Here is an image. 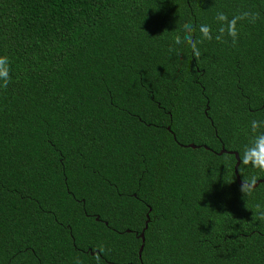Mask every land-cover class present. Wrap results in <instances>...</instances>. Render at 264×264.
<instances>
[{"label":"trees","instance_id":"obj_1","mask_svg":"<svg viewBox=\"0 0 264 264\" xmlns=\"http://www.w3.org/2000/svg\"><path fill=\"white\" fill-rule=\"evenodd\" d=\"M0 56V264H139L145 221L141 264H264V185L216 155L264 181V0H0Z\"/></svg>","mask_w":264,"mask_h":264},{"label":"clouds","instance_id":"obj_2","mask_svg":"<svg viewBox=\"0 0 264 264\" xmlns=\"http://www.w3.org/2000/svg\"><path fill=\"white\" fill-rule=\"evenodd\" d=\"M258 14L253 15L252 21L254 22L257 18ZM219 21L225 22L227 25V33L230 37L235 40L238 35L236 29L237 20L233 18L232 21H228L227 17L223 14H220L217 18ZM186 35L183 38V41L179 35L175 38L176 44H181L182 42H188L190 46L193 48V53L196 57H199V50L196 49L195 43L190 40V33L192 31L191 25H184ZM223 29V28H222ZM204 38L210 39V28L206 25H202L200 29ZM224 31V29H223ZM10 61L7 56H0V87L6 88L8 84L11 82L10 76ZM264 122L253 120L251 122V128L253 133L255 134L252 140L248 145L244 147L242 163L245 165H251L253 168L264 171V132H258V129L261 127V124ZM255 178H253L250 182L243 181L240 191L243 194H251L254 190L255 186ZM259 219L264 220V213H261L258 216ZM99 260V256L96 257Z\"/></svg>","mask_w":264,"mask_h":264},{"label":"water","instance_id":"obj_3","mask_svg":"<svg viewBox=\"0 0 264 264\" xmlns=\"http://www.w3.org/2000/svg\"><path fill=\"white\" fill-rule=\"evenodd\" d=\"M166 130L167 131H169V128H166ZM173 139H174V137H173ZM184 147H186V148H190V149H194V148H196L195 146H193L192 144H188V145H186V146H184ZM204 149H206L205 147H203ZM221 154H228V155H232L233 156V158H234V161H235V163H234V165H233V175H234V179H235V182H236V184L238 185V186H242V183L243 182H241L240 180H239V177H238V175H237V167H238V164H239V159H238V156H237V154L235 153V152H226L225 150H223L222 148L219 150V152L216 154V155H221ZM258 184H263L264 185V181L263 180H257L256 182H255V186H254V188L258 185ZM146 223H147V221H145V223H144V227H143V229L141 230V232L138 234V236H137V238H139L140 239V242H141V244H140V246H139V248H138V250H137V258H138V261H139V264H141V262H140V253H141V250H142V244H143V230L145 229V227H146Z\"/></svg>","mask_w":264,"mask_h":264}]
</instances>
